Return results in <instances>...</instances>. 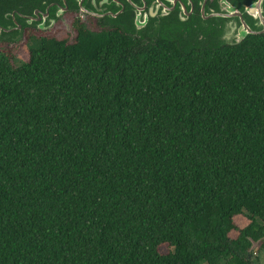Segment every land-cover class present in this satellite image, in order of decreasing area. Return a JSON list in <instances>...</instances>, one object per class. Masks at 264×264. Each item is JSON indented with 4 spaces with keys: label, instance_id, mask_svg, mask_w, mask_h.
I'll list each match as a JSON object with an SVG mask.
<instances>
[{
    "label": "trees",
    "instance_id": "16d2710c",
    "mask_svg": "<svg viewBox=\"0 0 264 264\" xmlns=\"http://www.w3.org/2000/svg\"><path fill=\"white\" fill-rule=\"evenodd\" d=\"M53 3L0 0V24ZM103 20L0 51V264H255L264 32L184 48Z\"/></svg>",
    "mask_w": 264,
    "mask_h": 264
},
{
    "label": "flooded vegetation",
    "instance_id": "af4514ba",
    "mask_svg": "<svg viewBox=\"0 0 264 264\" xmlns=\"http://www.w3.org/2000/svg\"><path fill=\"white\" fill-rule=\"evenodd\" d=\"M66 1L60 0L61 5L49 4L42 11L33 9L30 16L18 15L20 24L13 20L14 27H8L3 20L0 24V41H14L17 36L27 41L26 37L29 36L54 35L55 29L60 27L56 16L58 11L59 14L71 12V21L77 18L75 12L80 11L84 19L92 20L94 26H108L109 21L103 20L108 16L118 27L127 28L132 38L145 42L164 35L178 39L179 45L184 48L206 43L236 42L238 36L264 32L260 31L264 27V0L260 4L263 23L255 6L250 8L251 11L246 10L256 0H124L126 7L116 0H69V3L77 5L78 10L74 11L68 10ZM49 8H52L51 14L48 13ZM68 29H71L73 38L71 23ZM246 29L253 32H245Z\"/></svg>",
    "mask_w": 264,
    "mask_h": 264
},
{
    "label": "rangeland",
    "instance_id": "374dc122",
    "mask_svg": "<svg viewBox=\"0 0 264 264\" xmlns=\"http://www.w3.org/2000/svg\"><path fill=\"white\" fill-rule=\"evenodd\" d=\"M76 17L89 29L92 30L95 28V26L92 24V20L90 18L83 17L82 13L80 11L75 12ZM58 21L60 22V27L58 29H55L54 35L47 34V36H53L56 38H61L67 40V42H72V31L69 28V25L71 23V19L73 18V14L70 13H62L59 14V11L56 14ZM241 30V28H240ZM240 37V36H238ZM237 37V38H238ZM26 41L22 38V36H17L14 41L10 40V42H1L0 41V51L7 53L8 55H11L13 59H15L14 63L19 64L21 61L26 59L27 56V50H26ZM247 218L244 214H239L235 217L234 221H236L237 226H242L247 222ZM236 233V230H233L231 232V235L233 236ZM252 253L253 255L259 256L255 264H264V247L259 246L258 241H254L252 244ZM159 252H165V247H161L159 249Z\"/></svg>",
    "mask_w": 264,
    "mask_h": 264
},
{
    "label": "water",
    "instance_id": "95a60500",
    "mask_svg": "<svg viewBox=\"0 0 264 264\" xmlns=\"http://www.w3.org/2000/svg\"><path fill=\"white\" fill-rule=\"evenodd\" d=\"M260 4H261V0H256V1H254L252 4H251V6L249 5V6H247V8H246V10H248V11H251V9L250 8H253L254 6L258 9V16H259V19H260V21L263 23V16H262V13L260 12V8H261V6H260ZM238 14L240 15V13L238 12ZM244 23V22H243ZM253 32V31H251V30H249V29H246V31L245 32ZM260 31H264V27H263V29H261ZM245 32H244V34H245ZM244 35H241V37H239L238 39H237V41H239L242 37H243Z\"/></svg>",
    "mask_w": 264,
    "mask_h": 264
}]
</instances>
